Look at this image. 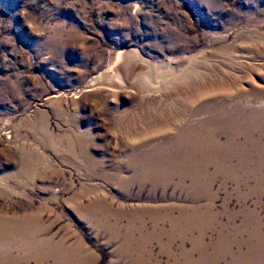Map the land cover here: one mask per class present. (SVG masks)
I'll return each mask as SVG.
<instances>
[{
	"label": "rangeland",
	"instance_id": "rangeland-1",
	"mask_svg": "<svg viewBox=\"0 0 264 264\" xmlns=\"http://www.w3.org/2000/svg\"><path fill=\"white\" fill-rule=\"evenodd\" d=\"M0 264H264V0H0Z\"/></svg>",
	"mask_w": 264,
	"mask_h": 264
},
{
	"label": "bare ground",
	"instance_id": "bare-ground-1",
	"mask_svg": "<svg viewBox=\"0 0 264 264\" xmlns=\"http://www.w3.org/2000/svg\"><path fill=\"white\" fill-rule=\"evenodd\" d=\"M148 82V81H147ZM150 82V81H149Z\"/></svg>",
	"mask_w": 264,
	"mask_h": 264
}]
</instances>
